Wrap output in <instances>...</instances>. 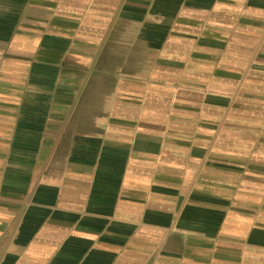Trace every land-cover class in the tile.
<instances>
[{
	"label": "crops",
	"instance_id": "crops-1",
	"mask_svg": "<svg viewBox=\"0 0 264 264\" xmlns=\"http://www.w3.org/2000/svg\"><path fill=\"white\" fill-rule=\"evenodd\" d=\"M0 264H264V0H0Z\"/></svg>",
	"mask_w": 264,
	"mask_h": 264
}]
</instances>
